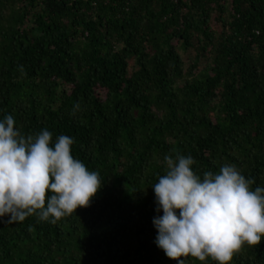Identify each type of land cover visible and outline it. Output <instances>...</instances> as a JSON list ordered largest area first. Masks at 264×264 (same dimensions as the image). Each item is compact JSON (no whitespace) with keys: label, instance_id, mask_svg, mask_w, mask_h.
I'll return each instance as SVG.
<instances>
[{"label":"trees","instance_id":"trees-1","mask_svg":"<svg viewBox=\"0 0 264 264\" xmlns=\"http://www.w3.org/2000/svg\"><path fill=\"white\" fill-rule=\"evenodd\" d=\"M8 115L72 138L102 186L54 224L0 218V264H177L153 223L166 155L264 188V0H0ZM230 264H264V237Z\"/></svg>","mask_w":264,"mask_h":264},{"label":"clouds","instance_id":"clouds-1","mask_svg":"<svg viewBox=\"0 0 264 264\" xmlns=\"http://www.w3.org/2000/svg\"><path fill=\"white\" fill-rule=\"evenodd\" d=\"M79 105L74 106V112ZM74 141L47 129L24 135L12 115L0 121V218L23 222L31 215L56 223L77 208L90 206L102 186L72 155ZM189 155L164 157L165 173L152 187L163 215L154 218L156 244L169 259L185 264L189 255L203 262L230 264L244 246L264 237V188L252 189L235 165L218 173L193 171ZM50 194V195H49ZM178 213V214H177Z\"/></svg>","mask_w":264,"mask_h":264},{"label":"rangeland","instance_id":"rangeland-1","mask_svg":"<svg viewBox=\"0 0 264 264\" xmlns=\"http://www.w3.org/2000/svg\"><path fill=\"white\" fill-rule=\"evenodd\" d=\"M216 15H217V13H216ZM216 15H215V16H216ZM214 25H215L216 27L219 26V24H218L217 22H215ZM133 63H134V61L131 62V65H132Z\"/></svg>","mask_w":264,"mask_h":264}]
</instances>
